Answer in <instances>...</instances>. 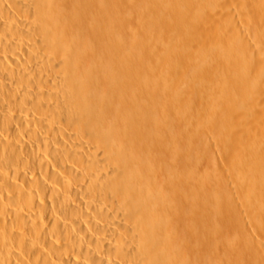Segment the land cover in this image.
<instances>
[{"label":"bare ground","instance_id":"obj_1","mask_svg":"<svg viewBox=\"0 0 264 264\" xmlns=\"http://www.w3.org/2000/svg\"><path fill=\"white\" fill-rule=\"evenodd\" d=\"M152 1L0 0V264H264V0H162L151 23L209 2L236 38L198 145Z\"/></svg>","mask_w":264,"mask_h":264},{"label":"rangeland","instance_id":"obj_2","mask_svg":"<svg viewBox=\"0 0 264 264\" xmlns=\"http://www.w3.org/2000/svg\"><path fill=\"white\" fill-rule=\"evenodd\" d=\"M159 1V2H158ZM153 3H154V5H155V7H156V9H154V5L153 6H151V7H148L149 5L147 4V3H145L146 5H148L147 6V8H146V5L145 6H143L142 7V12H143V17H142V19L144 20H141V22H142V24L143 25H145V29L146 30H148L150 33H149V35H148V38H150L149 39V42L152 44H154V39H161L160 40V42H157L155 45H153V47L155 48L154 50H152V51H154V52H156L157 54H159V57H160V59L163 61V63H166V61H169L170 60V58H169V56L170 57H174L175 59H182L183 58V66H184V68H183V66L181 65L178 69H177V71H179V73L177 72V71H175V72H171L170 74H168V76H166V78H163L162 79V81L161 82H163V83H167V85L169 86V87H172V86H174L175 85V83H177L176 85L179 87V85L180 86H182V84L184 83H182L181 81L182 80H184V78H183V75L185 76V74L187 75L186 77H185V79H186V83H188V84H186L185 86H188L189 84V86L191 87V88H194L196 85H200V86H198V87H195L194 89H195V91L197 92V93H194L196 96H194L195 98L193 99V98H191V97H193V93H192V95H191V97H190V99L192 100L193 99V101L191 102V105H192V107H193V109H194V111L196 110V108L197 107H199V109H202V111H204V113L201 111V112H196V116H194V117H196V118H192L191 120H190V123H189V126H190V130H191V134H192V137L194 136L195 137V135H194V133L196 134V136H198V135H204V130H206V133H210L211 134V132H210V130L208 131L207 129H205V127H207V126H205L206 125V123L204 122L205 121V117H202V115L203 116H209V115H211V114H213L214 115V113L216 112L215 111V106L213 105V107L212 108H210L211 109V111L208 109L209 108V105H210V103H211V101H208V100H204L203 99V91L205 90V88H207L208 87V89H211V88H216L217 86V80H219L221 83H223L221 80H223L224 81V77L223 76H226L225 77V81L224 82H226L228 79L229 80H236V76H237V74L234 72V67H230V74L227 72V70H226V67L223 69V71H224V73H226V75L224 74H222L223 76H221L220 77V73H222V70L219 72V70H220V66H218V64L216 65V63H218V59H219V61H223V58H224V56L223 57H221V53H222V55L224 54L223 52H222V50L226 47V48H228V46L229 47H231V41H233V40H236V38H234V37H231L230 36V34L228 33V34H226L227 32H225V30H221L220 32L218 31L217 33H215L214 32V30L215 31H217L216 29H215V22H216V18H218L217 16H220V18H222L221 17V13H217L216 12V10H215V8H213V7H211V6H209L211 3H209V2H204L203 4H202V7H200V8H198L200 11H198V9H196L197 8V5H195V4H192V3H189V2H182L181 4H182V6L180 5V7L177 9L179 12L181 11L182 13H185V14H187V15H190L191 17V19H189V20H187V22L186 21H184V22H182V21H178V20H171V21H166L164 24H163V26H161L163 29H159L158 27L159 26H157V25H155V26H152V24L151 23H156L157 22V20L158 19H161V18H164V13L162 12V10H160L162 7V0L160 1V0H153L152 1ZM207 3V4H206ZM160 4V5H159ZM209 4V5H208ZM194 5L196 6V8L194 7ZM144 8H146L144 11H143V9ZM152 8V9H151ZM158 8H160V9H158ZM206 8V9H205ZM186 9V10H185ZM204 9V10H203ZM211 9V10H210ZM149 10V11H148ZM152 10V11H151ZM207 10V11H206ZM187 11V12H186ZM191 11H193V12H191ZM194 11H198L197 13L195 12V14H194ZM145 12V13H144ZM203 12V13H202ZM219 12V11H218ZM161 13H162V15H161ZM206 13V14H205ZM153 14V15H152ZM194 14V15H193ZM197 14V15H196ZM215 14V15H214ZM161 17H160V16ZM144 16H146V17H144ZM149 16H151V17H149ZM154 16V17H153ZM193 16V17H192ZM203 16V17H202ZM207 16H209V17H207ZM212 17V18H211ZM214 17V18H213ZM149 18H151V19H149ZM193 18V19H192ZM191 20V21H190ZM192 20H194V21H192ZM197 24L198 22H200V26H198L197 25V27L195 26L196 24ZM175 23V24H174ZM202 23V24H201ZM209 23H210V25L212 26V28H211V26L209 25ZM212 23V24H211ZM189 24L190 25H192L191 27H196V28H194L193 30L194 31H196V32H194L193 30L192 31H190L191 30V27H190V30H188V31H190L191 32V34H190V32H189V34H188V31H184V28L186 27V25L189 27ZM194 24V25H193ZM208 24V25H207ZM150 25L152 26L151 28H150ZM148 26V27H147ZM157 26V27H156ZM203 26V28H201ZM204 26H206L205 28H204ZM147 27V28H146ZM160 27V28H161ZM187 27V28H188ZM148 28H150V29H148ZM166 28L167 29H170V30H175L176 31V34H175V37H171V36H168L166 33H165V30H166ZM198 28H200V29H198ZM205 29H206V31H208V30H210L211 29V31L213 32V35L212 36H209V37H207V35H206V33L205 32H203V31H205ZM163 30V31H162ZM185 32H186V34H185ZM194 32V33H193ZM163 34V35H162ZM178 34V35H177ZM156 35V36H155ZM158 35V36H157ZM194 35V36H193ZM229 35V36H228ZM167 38H169L168 40H167ZM222 38H224V40L222 39ZM162 39H164V40H162ZM195 39V40H194ZM199 39V40H198ZM219 39H221V43L219 42ZM170 40V41H169ZM226 40V41H225ZM165 41V42H164ZM175 41V42H174ZM175 43V44H174ZM205 43V44H204ZM225 44V46H224V44ZM162 44V45H161ZM204 44V46L207 44V47H200V46H202ZM173 45H175L177 48H175V49H171V48H173ZM221 45V46H220ZM152 47V48H153ZM161 47V48H160ZM224 47V48H223ZM159 48V49H158ZM164 48V49H163ZM192 48V49H191ZM202 48V49H201ZM205 50H204V49ZM220 48H221V51H220ZM170 49V50H169ZM195 51H194V50ZM229 50H231L232 49V47H231V49L230 48H228ZM228 49H224L223 51L225 52L226 50L228 51ZM168 50V51H167ZM171 50H175V51H171ZM162 51H164V53H165V55H164V53H162L161 54V52ZM171 52V53H170ZM173 53H174V55H173ZM226 53V52H225ZM218 55H219V57H218ZM164 56V57H163ZM204 56H206V57H204ZM211 58H209V57ZM178 57V58H177ZM205 58L204 60L206 61V63H205V65H204V70L205 71H207V69L209 70V71H207V72H209V77L208 78H206V77H204L203 76V74L202 73H198L197 74V76L196 77H194V67H197L196 65L199 63L198 62V60H200V59H202V58ZM164 60H163V59ZM220 58H222V60H220ZM208 59V60H207ZM210 60H213V62H210ZM216 61V62H215ZM198 62V63H197ZM209 62V63H208ZM193 63V64H192ZM185 64V65H184ZM188 64V65H187ZM192 64V65H191ZM188 67H187V66ZM191 65V66H190ZM190 66V67H189ZM203 66V65H202ZM230 66V65H229ZM187 67V68H186ZM199 67V66H198ZM228 67V66H227ZM183 68V69H182ZM189 68V69H188ZM193 68V69H192ZM219 68V69H218ZM200 69V68H199ZM217 69V70H216ZM192 70V71H191ZM185 71V72H184ZM191 71V72H190ZM199 71H201V70H199ZM226 71V72H225ZM191 73V76L190 75H188L189 73ZM178 73V74H177ZM185 73V74H184ZM232 73H234V74H232ZM180 74V76H178ZM230 75V76H229ZM179 78H178V77ZM181 76H182V79H181ZM189 76L190 77H192V78H189ZM202 76V77H201ZM167 77H169V78H167ZM194 77V78H193ZM199 77V79H197ZM220 77V78H219ZM222 77H223V79H222ZM231 77H232V79H231ZM178 79V81H177V79ZM219 78V79H218ZM235 78V79H234ZM238 78V77H237ZM174 79H176V80H174ZM189 79V81H187ZM204 79V80H203ZM208 79V80H207ZM181 80V81H180ZM172 81V82H171ZM174 81H175V83H174ZM177 81V82H176ZM185 81V80H184ZM192 81V82H191ZM181 82V83H180ZM194 82H196V83H194ZM199 82V83H198ZM212 83V84H211ZM227 83V82H226ZM185 84V83H184ZM184 84H183V86H184ZM196 84V85H195ZM165 85V84H164ZM175 85V86H176ZM194 85V86H193ZM183 86H182V88H183ZM181 88V87H180ZM190 88V89H191ZM202 89H203V91H202ZM199 90H200V94H199ZM190 93H191V90H190ZM199 94V95H198ZM222 94V93H221ZM200 97V98H199ZM197 100V101H196ZM231 100H232V98H229V103H232L231 102ZM201 101V102H200ZM209 102V103H208ZM197 103V104H196ZM196 104V105H195ZM209 104V105H208ZM211 104H213V103H211ZM203 105V106H202ZM212 105H210V107H211ZM231 106H232V104H231ZM229 107V111L232 113V107ZM195 107V108H194ZM204 108V109H203ZM198 109V108H197ZM231 109V110H230ZM213 110H214V113H213ZM200 111V110H199ZM212 115V116H213ZM232 115V114H231ZM207 116V117H208ZM211 116V117H212ZM195 121V122H194ZM198 124V125H197ZM204 126V127H203ZM218 131L217 132H221V131H223L221 128H219L218 127V129H217ZM199 131V132H198ZM208 133V134H209ZM198 134V135H197ZM210 134H209V136H210ZM214 134V133H213ZM193 137V138H194ZM200 137H202V136H200ZM198 139L199 138H196L195 137V143L194 144H196V145H198V143H199V141H198ZM196 140H197V142H196ZM200 140V139H199Z\"/></svg>","mask_w":264,"mask_h":264}]
</instances>
